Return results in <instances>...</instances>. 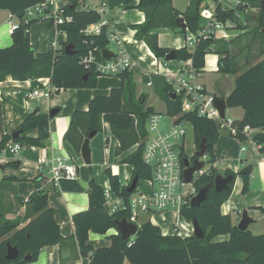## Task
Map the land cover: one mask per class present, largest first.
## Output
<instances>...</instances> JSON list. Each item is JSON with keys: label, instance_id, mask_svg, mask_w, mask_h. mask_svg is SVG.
I'll list each match as a JSON object with an SVG mask.
<instances>
[{"label": "trees", "instance_id": "obj_1", "mask_svg": "<svg viewBox=\"0 0 264 264\" xmlns=\"http://www.w3.org/2000/svg\"><path fill=\"white\" fill-rule=\"evenodd\" d=\"M43 0H0V9L8 11L18 19V28L12 33V44L0 49V82L6 77L14 81H30L31 87L37 85L36 80L49 78L54 88V93L67 89H92L96 87L99 75L94 68L86 69L80 59L88 50L97 49V59L101 60V52L109 49L108 28H101L96 36H84L82 31L89 25L101 20L100 15L92 10H77V2L70 0L65 7V13L73 17L70 24L59 26L58 30L65 34L66 40L59 49H50L45 53H36L29 40V28L34 20L24 22L23 12ZM137 2L134 8L143 13L144 23L133 26L134 38L142 40L150 52L157 59H164L172 50L162 49L158 46L157 35L151 33L153 29L168 27L178 29L176 20L181 15L186 29L179 32L197 33L203 21L200 9L204 0H188L184 13L180 14L173 6L171 0H125L128 5ZM245 5L237 10L246 16V9H256V29L253 31L257 39L259 55L263 59L253 65L246 66L239 71L235 67L236 54L230 50L234 40L224 41L213 38L200 39L193 49L187 47L174 50L176 60L190 61L196 74L204 68V57L207 54L218 56L217 72L233 76V90L225 98L227 109L240 108L243 117L234 122L238 134L232 136L240 142H245L247 137L243 129L257 131L251 138L258 147V153L264 158V10L261 3L264 0H240ZM219 20H230L236 23L237 28L241 21L234 16V10L221 12L217 7ZM247 18V17H246ZM71 45V55H66L64 49ZM133 70H125L116 77L120 85L111 89L106 96L94 97L88 105L87 111H76L70 117V122L63 139L80 156L83 141L91 131L102 132V124H107L111 135L118 142L117 153H122L136 146L135 150L121 160L133 168L132 179L149 180L151 170L142 160L143 148L147 138L146 120L153 113L150 107L145 106L146 96L135 97L133 83ZM154 93L165 105V115L176 117L177 121H186L191 125L193 144L195 150L205 140V159L208 169L205 170L194 186L197 191L204 186H209L206 200L197 208L190 205L183 206L181 216L188 222L196 218L204 233V238L197 239L193 235L181 238L175 235L163 236L159 227L149 221L143 222L138 227L137 234L123 240L119 233L110 236L108 247L92 248L88 245L89 233L104 235L110 229H116L115 220H129L126 212L109 213L103 189L90 180L88 187V209L74 214L72 223L74 238L80 254L88 256V264H122L127 260L130 264H264V235H252L250 231H239L233 226L228 215H222L221 205L229 198L236 174L230 170L224 176L233 175L234 180L229 184V189L221 192L214 190L212 184L218 174L214 163L216 162L213 147L218 140L219 133L213 120L199 116L196 112H181V96L171 98L172 88L162 75H150ZM147 82L148 77L143 76ZM214 98H217L216 96ZM222 99V98H221ZM52 120L38 110L29 113L17 130L21 133L15 140L2 132V117L0 103V154L5 144L9 141L20 144L45 147L52 129ZM31 131H36L35 137L25 136ZM183 158H187L182 154ZM5 167L15 168L13 162ZM112 193L121 198H127L132 193L127 192V187L122 186L118 176L113 175L109 169L105 170ZM241 195L248 191L249 175H242ZM35 180H39L38 177ZM9 181L3 177L1 185ZM137 182V185H138ZM53 189L49 187L31 193L26 200L18 199L20 206L25 207L24 218L29 222L18 228L20 220H7L4 218L9 211L5 208L0 194V264H26L34 262L41 249L59 245L64 238L59 233L54 222V212L48 206V193ZM262 215L264 208L257 207ZM228 236V239L214 241L218 236ZM18 249L15 260L5 259L6 244ZM28 257L26 260L25 257ZM60 264H66L61 262Z\"/></svg>", "mask_w": 264, "mask_h": 264}, {"label": "crops", "instance_id": "obj_2", "mask_svg": "<svg viewBox=\"0 0 264 264\" xmlns=\"http://www.w3.org/2000/svg\"><path fill=\"white\" fill-rule=\"evenodd\" d=\"M75 1L77 2L78 11L88 10L86 7L89 6L87 0ZM105 1L107 6L103 18L108 23L110 31L115 36L116 40L120 43V49L137 63V67L133 69L134 74L132 77L135 85V97L138 98L142 94L145 95V106L150 107L153 112L159 113L149 104V94L142 90V84L147 88L153 89L152 85H147L150 81V75H155L154 72H158L157 75L163 76L164 71L161 58L157 59L154 57L142 40H136L134 38L135 31L132 29L133 26L144 23L145 17L142 12L134 8L137 3L136 1L128 5L125 4V0ZM171 1L172 6L180 14L185 12L188 0ZM246 12L247 11H245V13ZM10 15L8 11L0 9V49L7 48L12 44L11 35L8 33V20ZM179 17H181V15H179ZM11 21L17 23L18 19L14 16ZM34 21L36 22L30 26L28 34L30 43L34 47L36 53L41 54L50 49H59L66 40L65 34L46 21ZM236 32L237 29L229 30L227 33L230 35V38H233ZM151 33L157 35L158 46L162 49L174 51L186 47L185 35L179 32V28L159 27L153 29ZM111 45L114 47L112 51L110 50ZM110 46L109 50L114 54L118 47L112 43H110ZM230 50L232 51L231 46ZM262 59L263 57L260 60ZM153 60L156 64L151 66ZM217 61V55H205L204 68L200 73L196 74L195 82L201 84L205 89V82L203 80L205 73L211 72L217 81L222 79L221 81L224 82L227 77V88L225 91L222 87L217 86L212 93H209L213 98L216 96L217 98L225 99L233 90V76L218 73ZM166 68L170 73L176 74L191 68V62L175 59L174 61H167ZM145 72H149L150 74L145 75ZM143 76L148 77L147 82L143 81ZM41 79L44 82H50L49 78ZM119 85L120 80L116 76H100L97 77L96 87L92 89H67L61 90L59 93H54V88L52 87L51 93L48 96H38L29 99L27 95L35 89V87H31L30 81H14L10 77H6L0 82L2 132L4 135L11 137V134L17 130L25 117L33 111L38 110L41 114L48 115L50 110H58L57 114L53 117L52 129L49 132V138L46 141L45 147L39 148L24 144L16 155H11L8 152H2L0 154V166L2 167V169H0V180L3 177L9 179V181L1 185L0 194L2 202L4 198L7 203L11 204H3L5 208L9 210L4 218L7 220L18 218L20 220L18 228L25 226L29 222V219L24 218L25 207L20 206L17 200L19 198L26 200L31 193L50 186V184H47L38 177L37 160L40 157L49 159L56 154H68L72 157L78 170L77 179H61L57 182L55 187L51 185L53 189L48 193V206L54 212V222L58 226L59 233L62 238H64V241L59 245L41 249L36 260L26 264H60L61 262L66 264H88V256H82L80 254L77 242L73 236L74 228L72 216L88 209V184L90 180H93V182L103 190L106 188L110 189L109 180L105 174V170L109 169L113 175L119 177L122 186L128 187L131 183L133 168L129 164L121 163V160L134 151L136 146L132 147L131 150L117 153L118 142L111 135L107 124L104 125V129L101 133H97L89 141L91 152L90 166H85L81 157L77 156L72 147L63 139L69 126L70 117L74 112L87 111L89 102L94 97L106 96L111 89H116ZM154 95L157 97L155 93ZM157 100L162 102L158 97ZM162 104L165 108L163 102ZM226 110L228 109L226 108L225 112ZM230 111H236L233 113L234 115L232 117L234 122L242 119V109L235 108ZM223 132L225 135H228L226 130H223ZM256 132L255 130L247 128L245 132L247 140L245 142H240L238 139L231 140L226 136H219L213 150L216 159L214 167L218 170L219 174L226 170H230L236 174L232 192L229 198L220 207L221 214L228 215L232 225L237 226L242 212L246 211L247 215L253 220L247 230L250 231L252 235L258 236L264 235V215L255 209L257 207L264 208V158L260 156L258 147L251 140ZM218 133L220 134L219 130ZM25 136L35 137L36 131H31ZM96 138L98 140H95ZM10 162L15 163L17 167H5ZM248 164L252 165L248 178V191L242 196L241 189L243 181L242 175H238V171ZM36 177H38L39 180L36 181ZM136 192L141 193L138 191ZM146 192L144 196H149L151 193L149 183ZM141 216L142 215L139 216L138 221H140ZM145 217L146 219H144L143 222L149 221L153 225L159 227L163 236L172 235V212L145 215ZM179 224L186 225V228L189 229L187 226L188 221L183 217L180 218ZM117 233V229H110L104 235L89 233L88 245L92 248L108 247L110 245V236L116 235ZM226 239H228L227 235L218 236L214 241ZM122 264L130 263L124 260Z\"/></svg>", "mask_w": 264, "mask_h": 264}, {"label": "built area", "instance_id": "obj_3", "mask_svg": "<svg viewBox=\"0 0 264 264\" xmlns=\"http://www.w3.org/2000/svg\"><path fill=\"white\" fill-rule=\"evenodd\" d=\"M87 1L89 3V6H86L88 10L97 12L101 20L86 27L82 31L83 35L86 37L99 35L101 28L106 26L110 43L115 44L118 49L113 57L108 60L103 58L102 52V59H97L95 54L97 49L88 50L86 55L80 59V63L86 69L94 68L99 77L117 76L125 70L135 69L137 63L120 49V43L116 40L108 23L103 18L107 6L106 1ZM68 3L69 0H43L27 8L23 12L22 19L24 22L43 20L58 29L59 26L70 24L73 21V17L65 13V7ZM244 5L240 0H204L200 9V17L203 23L197 33H187L185 35L186 47L193 49L200 39L210 37L217 40H228L229 35L227 32L236 30L237 25L230 20H219L217 7H220L221 12L234 10L235 18L243 23V12L238 11L237 8ZM13 17L14 15L11 14L8 20V33L10 35L18 28V22L11 21ZM166 62L165 59H161L163 76L171 86L172 94L176 97L181 96V112H196L199 116L213 120L215 123L217 120H221L222 130H226L229 136H236L238 131L234 127V121L225 117L220 118L218 110L213 105L214 98L206 93L201 84L195 82L196 73L192 67L173 74L166 68ZM155 64L156 62L153 60L151 66ZM148 74L150 73L145 72V75ZM154 74L157 75L158 72H154ZM36 82L35 89L27 95L29 99L48 96L51 93L53 86L50 82H44L42 79H37ZM147 85L151 86V82L149 81ZM165 118L168 124L163 123ZM186 126L191 128L188 122L177 121L176 117L170 118L161 113L153 112L148 116L146 120L147 138L143 148L142 160L151 170V178L148 180L151 193L149 196H144L141 193L134 192L127 198H121L113 195L109 188L104 189V198L110 214L126 212L129 215L128 222L136 225L140 215L163 214L170 211L175 219V222L172 223V235L181 238L193 235L191 222H188V229L186 225L179 224L178 218L182 217L180 213L182 207L190 205L191 199L198 193L194 182L205 170L194 173L189 183L184 181L183 172L185 167L182 154L185 151ZM217 128L219 130L218 126ZM246 130L247 127L243 129V134ZM20 149V144L9 141L5 144L3 152L16 155ZM37 173L39 179L53 187L61 179L73 180L78 178L77 166L68 154H56L49 159L40 157L37 160Z\"/></svg>", "mask_w": 264, "mask_h": 264}, {"label": "water", "instance_id": "obj_4", "mask_svg": "<svg viewBox=\"0 0 264 264\" xmlns=\"http://www.w3.org/2000/svg\"><path fill=\"white\" fill-rule=\"evenodd\" d=\"M261 9L264 10V1L261 3ZM177 27L181 30L186 29L184 20L182 17H178L176 20ZM261 32L264 33V28L261 30ZM71 45H68L64 49V53L66 55H71ZM102 56L104 59H110L113 57V53L106 49L102 51ZM165 61H174L176 59L175 52L171 51L165 56ZM176 96L174 94L171 95V98L174 99ZM213 105L214 107L218 110L220 114V118L223 119L225 117V109H226V104L225 100L221 98H214L213 100ZM58 110L57 109H52L48 112V116L50 118H53L57 114ZM21 133L20 130H16L11 134V139L15 140L17 136H19ZM97 134L96 131H91L87 138L83 141L81 148H80V157L82 159V162L85 166H90L91 164V152H90V147H89V141ZM194 160L190 163L187 158L183 159V164L185 167V170L183 172V178L186 183H189L192 180L193 174L196 172L201 171L204 166L205 162L202 159H205V140L202 141V143L199 145L198 150L195 151L194 153ZM19 163V162H17ZM0 169L2 167L0 166ZM252 169V165L248 164L247 166H244L238 171V175H249L250 171ZM234 180L233 175H221L217 174L214 178L213 181V188L217 192H221L224 190L229 189V184ZM138 179L137 177H134L131 180V183L127 187V192L132 193L136 186H137ZM208 188L209 186H204L199 189L198 193L196 194L195 197H193L190 201V207L191 208H197L199 207L207 198V193H208ZM253 222V220L247 215L246 211H243L241 214V218L239 220V223L237 224L236 228L239 231H245L247 230L248 226ZM115 225L118 233L120 234L121 238L123 240L129 239L131 237H134L137 234L138 227L126 221L125 219L122 220H115ZM191 225H192V230H193V236L197 239H202L204 238V233L202 229L199 226V223L196 218H193L191 220ZM18 249L15 246L10 245V243L6 244V255L5 259L7 260H15L18 257ZM25 259L27 260L28 257L26 256Z\"/></svg>", "mask_w": 264, "mask_h": 264}, {"label": "rangeland", "instance_id": "obj_5", "mask_svg": "<svg viewBox=\"0 0 264 264\" xmlns=\"http://www.w3.org/2000/svg\"><path fill=\"white\" fill-rule=\"evenodd\" d=\"M246 16H243V23L241 22V26L245 28H237V32L235 33V36L233 38H229L228 40L224 41H230L234 40L233 43L230 45L232 47L233 53L236 54L235 59V67L241 71L246 66L252 65L256 62H258L263 56L259 55V49H258V43L257 39H255L253 36V31L256 29V16H257V10L256 9H247V12L245 13ZM247 17V18H246ZM219 40V39H218ZM223 40V39H222ZM114 49L113 45L110 46V50L112 51ZM204 82H205V89L206 93L209 95V93H212L214 91L215 87L220 86L225 89L227 88V77L225 81H221L222 79H219L220 81H217L213 74L211 72L205 73ZM223 78V77H222ZM142 90L149 94V104L152 105L155 109V111H158L159 113L164 115L165 108L163 107L162 102L157 100V97L153 93V89L147 88L144 84H142ZM235 109V108H232ZM231 109L226 110L225 112V118L233 120V113L236 111H230ZM164 124H168L167 119H164ZM217 126L219 127V136L223 137L226 136L227 138H230L231 140H235L236 138L225 135L222 128H221V120L216 121ZM104 123L102 124V130L104 129ZM109 129V126H108ZM110 131V130H109ZM227 133V132H226ZM95 140H98L97 138ZM94 140V141H95ZM237 140V139H236ZM135 147V146H134ZM132 149V148H131ZM130 149V150H131ZM195 148L193 144V135H192V129L189 126H186V136H185V151L184 154L187 157V159L191 158L194 154ZM205 162V166L202 169V171L208 169V164H206V159H202ZM216 163V162H215ZM214 163V165H215ZM93 166V164H92ZM217 170V169H216ZM218 172V170H217ZM225 172V171H224ZM224 172L220 173L221 175H224ZM219 174V172H218ZM1 177V176H0ZM148 188V182L147 180H140L138 183V186L136 188V191L141 192L142 195H145ZM3 204L4 205H11L10 203H7L3 198ZM170 212V211H169ZM171 213V212H170ZM146 219L145 215L141 216L140 221H138L137 226L141 225L143 223V220ZM171 222H175L174 218H171ZM180 218H178L179 222Z\"/></svg>", "mask_w": 264, "mask_h": 264}, {"label": "flooded vegetation", "instance_id": "obj_6", "mask_svg": "<svg viewBox=\"0 0 264 264\" xmlns=\"http://www.w3.org/2000/svg\"><path fill=\"white\" fill-rule=\"evenodd\" d=\"M196 151V150H195ZM195 151H194V153H195ZM194 154L192 155V157L191 158H189L188 160H189V162L191 163L193 160H194Z\"/></svg>", "mask_w": 264, "mask_h": 264}]
</instances>
